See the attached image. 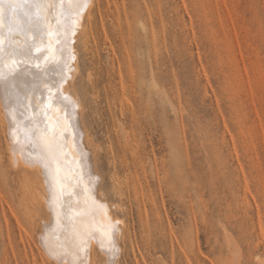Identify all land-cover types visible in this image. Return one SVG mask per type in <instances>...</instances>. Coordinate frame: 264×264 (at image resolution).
<instances>
[{"label": "rangeland", "instance_id": "obj_1", "mask_svg": "<svg viewBox=\"0 0 264 264\" xmlns=\"http://www.w3.org/2000/svg\"><path fill=\"white\" fill-rule=\"evenodd\" d=\"M93 14L69 91L95 191L130 230L98 263L264 264V0H99ZM7 132L0 264H60L47 185L10 169Z\"/></svg>", "mask_w": 264, "mask_h": 264}, {"label": "bare ground", "instance_id": "obj_2", "mask_svg": "<svg viewBox=\"0 0 264 264\" xmlns=\"http://www.w3.org/2000/svg\"><path fill=\"white\" fill-rule=\"evenodd\" d=\"M43 2L48 4L44 15L49 26L43 39L38 40L34 32H29L27 36L14 32L11 37L15 42L13 47H23L26 39L36 40V47L32 49L31 56H5L0 60V68L3 69V77L0 78V127L8 131L10 169L27 180L47 185V193H41L42 195L39 194L38 186L36 187L39 197L42 196L40 200L36 199V202L39 200V203L52 212V224L44 226L46 230L43 237L49 250L62 262L60 264H97L98 246L100 249L108 248L115 252L121 248L118 247V237L130 238V230L124 219L112 212L107 201L102 200L95 191L99 177L91 171L88 153L82 142L83 136L76 121L79 104L75 94L72 95L69 91L80 67L77 59L78 49L76 51L77 36L82 31L87 33L92 26L94 28L96 21L93 10L99 0H87V6L76 17L75 27L71 32L67 27L61 26L65 24V19L58 16L55 7L57 0ZM62 8L63 6L61 10ZM6 24L7 22L3 36L5 45L9 39ZM233 61H230V64ZM227 71L234 72L236 79L241 81L242 76L237 64H231ZM61 77L64 79L59 89L48 82L59 80ZM58 92L68 100L58 103ZM16 93L19 94V102L8 107L9 101L16 99ZM69 102L75 107L72 114L71 109L66 106ZM27 188L30 189L28 186ZM27 188L25 191L28 193L30 190ZM33 189L31 187V190ZM33 202L35 201L31 200L30 203ZM39 207H36L37 211ZM29 211L32 212V209L29 208ZM34 230L35 228L32 232ZM103 251L101 250L102 253ZM118 251L117 254L122 252L119 249ZM111 262L113 264L115 260ZM137 263L141 264L139 260Z\"/></svg>", "mask_w": 264, "mask_h": 264}, {"label": "snow or ice", "instance_id": "obj_3", "mask_svg": "<svg viewBox=\"0 0 264 264\" xmlns=\"http://www.w3.org/2000/svg\"><path fill=\"white\" fill-rule=\"evenodd\" d=\"M61 6H63L61 10ZM87 0H57L55 7L57 8L58 16L65 19V24L62 27H67L71 32L75 27L76 17L86 8ZM48 7L43 0H0V60H3L5 56H28L32 54V49L36 47V40L28 41L26 39L23 47H13L14 41L11 39L14 32H20L27 34L34 32L36 38L43 39L44 34L48 32L49 26L47 19L44 15L45 9ZM7 22V35L9 37L7 45L4 43V25ZM5 48L7 51H5ZM38 51V49H37ZM3 77V69L0 68V78ZM15 78V77H13ZM64 77L59 80L48 81L52 83V86L59 89L63 82ZM43 84L44 81L42 80ZM16 99L10 100L8 107L12 106V103L19 102V94L16 93ZM25 95V101H26ZM68 100L67 97H63L61 93H57V102L63 103ZM68 106L72 114L75 110L74 105L69 102ZM83 264V262H81Z\"/></svg>", "mask_w": 264, "mask_h": 264}]
</instances>
